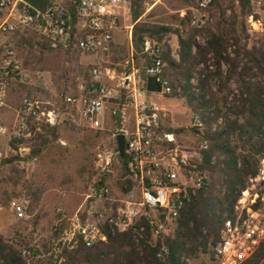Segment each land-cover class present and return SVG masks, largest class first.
<instances>
[{
	"label": "built area",
	"instance_id": "2783aa9c",
	"mask_svg": "<svg viewBox=\"0 0 264 264\" xmlns=\"http://www.w3.org/2000/svg\"><path fill=\"white\" fill-rule=\"evenodd\" d=\"M60 1L67 6L53 5L42 12L23 0H0V44L7 37L30 29L51 41L55 47L97 55L112 45L128 8L126 0ZM191 1L190 27L202 30L210 23L209 11L214 0ZM252 2L257 7L264 0ZM257 15L249 17L251 32L264 33V20ZM73 28H76V33L72 31ZM181 37H186V32H181ZM161 50L157 42L149 39L144 42L143 53L147 57L144 77L155 78L163 89L161 95L172 96L175 90L172 82L164 77L167 64L159 57ZM175 58L179 59L178 56ZM101 65V62L97 63L90 76L82 79L75 91L64 98V103L74 116L94 131L104 129L106 111L113 102H119L124 111L131 112L132 129H124L121 133L126 138L127 172L140 189L142 199L140 202L126 203L116 210L96 211L93 215L82 212V209L73 219L63 215L62 222L67 220L68 226L53 242V252L56 254L82 247L93 248L97 244L107 243L110 235L132 229L137 232L138 228L140 233L149 228L152 237L158 239L165 226L179 221L194 197L211 185L207 172L200 169L205 162L204 154L209 150L208 142H202L198 152H188L178 144L175 134L161 135L159 130L162 121L167 118V111L149 101L148 93L141 86L142 71L132 67L131 73L120 78L121 83L116 87L104 80ZM27 81H30V77L17 51L3 43L0 47V111L8 107L12 83L26 84ZM49 104L36 97H25L17 110L15 123L11 127L0 123V135L9 136L17 144L36 140L46 128L56 127L60 122L62 114L49 109ZM218 124L222 126L223 120L220 119ZM192 125L203 131V116L194 115ZM110 195V189L103 187L93 197L105 201ZM29 204L25 196L11 202L10 208L18 221L28 218ZM58 213L63 212L59 209ZM12 243L20 248L25 258L35 259L39 256H33L29 248L20 247V238H15ZM263 245L264 153L259 156L254 178L250 179L248 187L242 192L230 218L224 221L212 264H244ZM157 246L158 243H154V247ZM169 255L166 246L158 249V259H165Z\"/></svg>",
	"mask_w": 264,
	"mask_h": 264
},
{
	"label": "rangeland",
	"instance_id": "374dc122",
	"mask_svg": "<svg viewBox=\"0 0 264 264\" xmlns=\"http://www.w3.org/2000/svg\"><path fill=\"white\" fill-rule=\"evenodd\" d=\"M226 10V20L236 16L238 18V34L233 36L229 42L227 55L232 59L240 52V67L246 64V53L251 51L256 45H264V33L256 34L251 32L249 17H244L242 7L248 2L252 15L264 20V3L261 6H254L252 0H219ZM128 2V1H127ZM146 14L140 23L149 28L159 26L173 27L186 32V36L193 34L198 29H193L190 25L181 27L180 20L184 19L187 12L192 13L188 7L189 0H143ZM243 2V3H242ZM53 5L66 7L60 0H53ZM127 11L129 17L121 19V40L116 52L109 54L108 59L101 65L103 75L106 74V67H113L122 74V78L131 73L133 59L130 50L129 30L124 27L132 24L131 4L128 2ZM210 23L200 31L197 41L205 45V40L211 33H216L219 24L226 22L221 19V14L215 6L209 11ZM134 31V28H133ZM236 39L239 45H236ZM7 46L13 47L22 60L24 69L30 77L26 84L12 83L11 92L8 98V107L0 114H10V119L0 121L6 127H11L16 120V113L22 100L27 97H36L46 103L49 109H55L61 113V119L56 127L46 128L43 135L36 140L19 143L17 149L12 147L9 136L0 135V213L9 216L13 220V225L3 233L5 239L13 242L15 238H20L22 245L29 249H35L39 255L35 259L47 258L45 245H49L54 240L58 221V210L60 209L67 219H73L78 211L82 209L84 213L93 215L96 211L103 209L116 210L129 202H140L141 192L130 176L124 178L123 164L117 150L116 137L124 129H132L133 118L131 112H126L123 106L115 101L107 108L104 122V129L94 131L86 127L65 105L64 98L72 94L78 83L82 79L90 76L93 68L96 67L98 59L102 53L97 55H85L77 50L55 47L51 41L43 38L34 31L27 29L15 35H11L4 40ZM0 44V47L3 46ZM164 47H168L172 59L179 61L180 45L179 35L169 34L164 37ZM161 46V47H162ZM2 52V51H1ZM179 57L176 59L175 57ZM134 55L136 67L147 64L144 53ZM211 61L210 65H212ZM167 76L173 85L172 73L168 66L165 68ZM215 71V67L210 68ZM229 67L224 64L223 77L228 75ZM239 72L241 69L238 70ZM253 84L264 90V73L254 70L246 78ZM121 79L112 85L118 87ZM193 85H198L197 78L192 81ZM215 93H219V85L215 82L211 84ZM175 93L172 96L154 95L152 103L155 106L167 111V118L162 121L159 130L161 135L175 134L178 144L188 152L199 151L202 141L191 130L193 129L192 118L194 115L208 117V112L204 115L201 112H194L188 101L182 98L180 90L173 85ZM245 88L238 84V79L234 78L226 83L219 98H228L227 109L239 106V99ZM205 112V111H204ZM118 114H122L120 118ZM125 114V115H124ZM223 120V125L218 124ZM226 121L223 117L212 123L213 133L222 131ZM197 129V128H196ZM162 130V131H161ZM169 130L183 132L169 133ZM206 125L204 122V129ZM204 142V141H203ZM222 158V157H221ZM259 159V157H258ZM218 161V156L212 158V165ZM211 180V185L207 190L213 196H221L223 193V182L217 183L211 179V174L206 171ZM250 180L246 181L248 187ZM107 187L111 191L110 198L99 201L93 197L99 189ZM130 189V190H129ZM129 191V192H128ZM26 197L29 200L28 218L18 221L13 214L10 204L13 199ZM63 218V217H62ZM67 221V220H64ZM8 222V221H7ZM176 223L165 226V231L158 239L152 240L154 243L167 245L175 240L177 233ZM172 233V234H171ZM58 239V238H57ZM137 242V241H136ZM137 244H139L137 242ZM20 249V248H19ZM64 259L62 258L60 263ZM186 264H212L211 256L200 254L195 259H184ZM264 264V261L263 263Z\"/></svg>",
	"mask_w": 264,
	"mask_h": 264
},
{
	"label": "trees",
	"instance_id": "16d2710c",
	"mask_svg": "<svg viewBox=\"0 0 264 264\" xmlns=\"http://www.w3.org/2000/svg\"><path fill=\"white\" fill-rule=\"evenodd\" d=\"M23 1L42 12L53 6L52 0ZM126 1L131 4V18L134 24L133 43L137 61L140 60L139 54H143V44L147 39L162 46L165 36L179 35L180 60L172 59L170 50L164 46L161 47L159 57L171 71L173 85L175 84L180 90L179 95L188 101L192 110L203 112V115L208 112V117L203 116L206 130L199 131L196 128L191 130L200 141H206L209 145V150L204 154L205 162L200 165V169L210 172L213 184L216 182L215 175H218L217 183L223 182L224 191L221 196L215 197L209 192L210 190H204L194 197L193 203L176 222L178 229L175 240L165 245L170 251V255L165 259L157 258L158 249L162 244L160 242L156 248L154 247L150 229L147 228L145 232L140 233L138 228L137 232L132 229L125 233L117 232L110 235L107 243L97 244L93 248L82 247L72 252L64 251L62 254L54 253L53 243H50L45 245V254H48V257L43 259L23 257L19 248L0 234V264H186L185 258L195 259L202 253L210 255L212 261L224 221L233 213L242 192L246 189V181L253 179L256 174L258 157L264 153V90L247 81L246 78L255 69L264 73V45H256L246 53L247 62L242 68L239 65L243 62L240 52L235 59L228 56L229 42L238 34V18L233 16L226 20V10L219 0H214L213 7L215 6L221 14V19L226 23L219 24L217 32L207 37L204 46L197 41V36L200 34L198 30L182 38L180 29L143 26L140 23L146 14L143 0ZM191 6L189 0L188 7ZM242 11L244 17L252 15L248 2H245ZM191 18L192 13L188 11L184 19H179L181 27L190 25ZM72 31L77 32L76 28ZM236 45H239L238 39ZM211 61H213L212 65H210ZM224 64L229 67L226 78L223 77L222 72ZM138 65L140 67V64ZM211 67H215V71H211ZM164 77L170 80L166 70ZM196 78L198 85H193L192 81ZM234 78L238 79V84L245 90L239 99L240 105L227 109L228 98L221 100L219 96L226 83ZM212 82L219 85V93L218 91L215 93ZM141 86L149 93L161 94L163 91L161 85L152 77H145L141 81ZM221 117L225 119L226 125L222 131L213 133L211 125ZM12 147L17 149L16 142H12ZM214 156H218V161L212 165ZM120 160L125 178L127 160L121 157ZM63 215L64 213L58 215L54 240H58L57 238L68 226L66 221L62 222ZM137 239H140L139 244L136 242ZM30 250L34 253L33 256L39 253L34 252L35 249ZM62 258L64 260L60 263ZM263 261L264 245L244 264H262Z\"/></svg>",
	"mask_w": 264,
	"mask_h": 264
},
{
	"label": "crops",
	"instance_id": "0c3cea01",
	"mask_svg": "<svg viewBox=\"0 0 264 264\" xmlns=\"http://www.w3.org/2000/svg\"><path fill=\"white\" fill-rule=\"evenodd\" d=\"M129 14L130 13L126 10L124 12L125 18L129 17L130 16ZM124 28L126 30H129L130 50H131V55L133 57V59H132L130 64H132L133 69H138V70L142 71V78L144 80L145 79L144 70H145L146 66L145 65L140 66V67H136L135 66L136 65V60L134 59V55L136 54V49H135V46H134V43H133V28H134L133 22H132V24L127 25ZM122 30H123V27H121L120 30H118L115 33V37H114V41H113L112 45L106 51L101 52L102 55H101V58L97 60L98 62H101V63L105 62V60L108 59L109 54L112 55V54H114L116 52V49L119 46V43H120V40H121V34H122L121 31ZM107 74H108V76H107ZM121 76H122V74L118 73L116 71V69H114L113 67L112 68L111 67H106V74L104 75V80L106 82H109V83L113 84L118 79L122 78ZM10 92H11V89H10ZM10 92H9V95H10ZM147 93H148L149 101L151 103H152V101H151L152 96H154V95L160 96L161 95V94H157V93H149V92H147ZM152 105H153V103H152ZM163 107H165V106H163ZM163 107H162V109H163ZM9 119H10V114H8V113L7 114H0V121H6V120H9ZM12 225H13V220L11 218H9V216H5V215L0 213V233H3V231L8 230L9 228H11Z\"/></svg>",
	"mask_w": 264,
	"mask_h": 264
},
{
	"label": "water",
	"instance_id": "95a60500",
	"mask_svg": "<svg viewBox=\"0 0 264 264\" xmlns=\"http://www.w3.org/2000/svg\"><path fill=\"white\" fill-rule=\"evenodd\" d=\"M122 114H118L117 117L120 118ZM118 145V153L122 159H125V150H126V138L124 135L120 134L116 138Z\"/></svg>",
	"mask_w": 264,
	"mask_h": 264
}]
</instances>
